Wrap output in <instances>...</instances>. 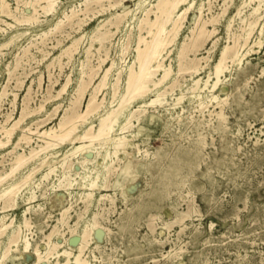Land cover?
Instances as JSON below:
<instances>
[{"label": "rangeland", "instance_id": "rangeland-1", "mask_svg": "<svg viewBox=\"0 0 264 264\" xmlns=\"http://www.w3.org/2000/svg\"><path fill=\"white\" fill-rule=\"evenodd\" d=\"M17 1L7 0L13 14L20 17L26 13H31V8L24 4L30 0ZM81 1L60 0L59 14L73 5L79 7ZM191 1L194 4L189 9L182 28L177 34L178 36L172 41L173 43L166 45L161 52L159 59L161 58L162 67L150 76V84L148 83L150 91L144 98L138 99L127 106L119 116L116 129H119L126 122L131 113H135L131 118L132 124L130 126H133L128 127L122 133V135L126 134L125 136L129 139L126 151L130 155H126L123 150H119L117 155L119 159H117L113 155L114 150L111 146L105 145V147L97 142L91 145L92 147H88V152L84 155L79 152L72 154L73 148L79 143L70 144L66 142L56 148L38 151V155L34 160L29 161L25 168L17 172L15 178L8 180V183H11L27 171L33 170L32 168L36 171L31 181L20 190L21 192L14 206L15 209L5 213H2L0 209V216L8 214L10 219L13 220V228L22 223L24 217H28L27 220L30 225L29 228L22 229V239L24 236L28 237L30 248L25 251L23 241H21L19 243L20 250L11 252L4 264H32L36 260L35 248L41 252L46 250L47 235L52 232L51 230H53L51 241L61 245V248L58 249L59 252L67 249L73 254L77 253L76 244L79 241V233L86 224H91L94 221L98 225L95 226L93 232L98 233L100 238L90 241L85 250L86 255L84 257L89 264H264V73H262L264 71V3H261L263 2L261 0H187L178 7L175 15L188 7L187 5ZM156 2L157 0H124L123 5L107 8L103 11L104 13H96L95 11L99 7L93 4L90 6L92 12L89 9L85 16L83 13L79 14L72 23L65 24L58 32L54 31L53 34L49 33L42 38H38L39 34L47 31L53 25L55 17H42L39 23L30 25L26 23L16 24L12 19L0 16L7 22L15 24L13 28H7L0 22V26L6 28L5 31H0V44L9 40L10 37H14L13 43L8 49L3 50L4 54L0 55V95L1 93L4 95L0 96H3L0 98V124L3 122L0 127L9 115L12 118H18L21 112H27V117L21 126H30L33 130L36 124L38 126L45 124L41 128L45 129L51 125H57L63 114L70 116L73 113L81 112L93 90L92 88L98 83L99 77L113 63L106 86L102 91L104 95H99V98L104 96L101 111L99 114L88 116L85 122H78L77 132L82 133L89 123L97 125L99 115H103L112 107H116L121 95L124 93V84L129 67L136 58L135 48L139 35V20L143 16V11L151 8ZM103 3L107 6V2ZM198 8L202 9V17L200 18ZM127 10L129 11L127 12ZM123 11L127 14L123 15ZM94 12L95 15H93ZM116 12L122 14L117 17L118 19L116 18L118 21L113 17L117 14ZM252 13L256 15L254 16ZM214 16L215 18H213ZM79 17L84 21L87 19L81 29H78L75 24L76 20L79 21ZM149 17L154 18L152 13L149 14ZM244 17L246 18L244 19ZM170 26L169 23L166 27L170 28ZM197 32L198 34H196ZM111 33L113 34L111 35ZM141 33L146 35L145 29ZM212 33L214 34L212 35ZM248 33H250L248 46L243 47L244 35L247 36ZM104 35L106 38H104ZM127 35H129V38ZM77 37L79 39L78 44L76 43L75 46L77 49L69 58L68 53L63 54L62 51ZM234 40L237 42V46H233ZM193 42L196 45L198 43V46L200 44V46H196ZM252 42L257 44L252 45ZM29 43V50L26 53L21 52V47ZM227 45H229L225 55L227 61L224 60V64L227 66L226 70L228 72L225 70L217 77L214 73V65L215 62H218V58H220ZM185 46L187 47L185 48ZM229 53L233 55L230 57ZM193 55L194 57H192ZM242 57L244 58L241 63H235ZM50 59L53 60L50 61ZM13 62L17 63L14 64ZM230 64L232 65L230 66ZM166 66H171L173 73L171 72L169 77L163 81L164 83L161 82V85L155 87L153 82L162 76L164 68H167ZM81 71H84L83 74ZM117 71L121 77L119 94L113 99L111 94L112 84L110 83L115 82ZM94 72H96L97 77H94L93 83H90L91 85L87 87V91L81 97L76 93L80 80L87 82L89 74ZM68 78L67 86L58 96V90L61 89ZM176 78H178V81H176ZM216 82L217 84L214 87ZM27 86H31L30 89ZM160 90L165 93V97H159ZM3 91H6V93ZM157 93L158 96H156ZM167 93H170L169 96ZM213 95L217 96L218 100L225 101L220 102V105L212 99ZM178 98L181 101H178ZM151 99L157 101L150 104ZM200 102L209 104H205L207 108L200 109V111L198 106ZM163 103H167V105ZM41 104L43 108L37 111L36 109ZM71 106L73 110L67 108ZM133 109L139 110L136 112ZM143 113L144 115H142ZM138 115H140L139 118ZM134 116L137 118L135 119ZM41 120H43V123ZM207 122H209L208 126L205 124ZM25 133L33 141H30L29 145L20 143V146L16 149L29 156L31 148L40 150L39 145L45 144L40 141L37 134ZM20 134L18 131L16 137ZM131 135L133 136L131 137ZM12 148V144L0 148V170L10 167L9 162H11L13 153L9 154L7 152ZM137 148H139V153L136 150ZM107 151L109 155H106ZM51 154L54 157H51ZM121 160L122 162H120ZM54 169H56L55 172ZM47 172L49 173L47 174ZM44 173L48 177L44 176ZM109 175L111 176L108 177ZM59 181H63L64 186L59 187ZM92 181L96 185L90 187L89 184H92ZM8 183L0 186V191ZM88 192L93 193V195L91 194L92 199L88 197ZM104 195L109 198L100 200L101 196ZM28 196H33L30 202L27 200ZM3 205L4 202L0 201V208ZM102 205L105 206L104 209ZM68 206L70 207L67 213L68 217L65 216L62 222L59 211ZM39 209L41 210L39 211ZM93 214L97 218L91 217ZM75 220L77 222H74ZM73 228L74 230H72ZM11 230L12 228L0 238V255L8 242ZM57 259L63 261L64 256H55L54 254L50 259L51 264H54ZM41 264L47 263L43 262Z\"/></svg>", "mask_w": 264, "mask_h": 264}, {"label": "bare ground", "instance_id": "bare-ground-1", "mask_svg": "<svg viewBox=\"0 0 264 264\" xmlns=\"http://www.w3.org/2000/svg\"><path fill=\"white\" fill-rule=\"evenodd\" d=\"M19 1V0H18ZM17 1V2H18ZM123 1L124 0H82L80 2V4L78 5L79 7L73 5L71 6L69 9H66V10H63L60 14V0H30L29 2H26L24 4L28 5V7L31 8V13L29 14H24L22 16H17L15 14L12 13V11L10 10V6H9V2H7V0H0V16H4V17H7L9 19H12L13 22H15L16 24H22V23H26V24H37L39 23L41 20L40 18H47L49 16H53L55 17V21L53 23V25L47 30V31H43L39 34V37L38 38H42L44 36H47L49 33L53 34L52 32L54 31H57L60 30L65 24H70L74 21V18L77 17L79 14H82L85 16V13L90 9V6L95 4L99 7V9L97 10L96 9V13H99V12H103L104 10H106L107 8H115L117 6H121L123 5ZM187 0H157V2L155 4H153L151 6V8L149 9H145L143 11V16L142 18L139 20V24H138V31H139V35H138V41L136 42L137 43V46L135 48V52H136V58H135V61L130 65L129 67V70H128V73H127V77L125 79V84H124V93L121 95L120 97V101L118 103V105L116 107H112L110 110H108L105 114L103 115H99V121L97 123V125H94L92 123H89L86 128L84 129V131L82 133H78L77 132V125L79 124L78 122H85L86 121V118L88 116H93L94 114H99V112L101 111V108L103 107V103H104V96L99 98V95H104L103 94V88L106 86V82H107V79H108V74L110 73V69L113 65V63L110 64L109 67H107L101 77H99V80H98V83L95 85L94 88H92V92L91 94L89 95V98L87 99L85 105H84V109L79 112V113H73L72 110V106L71 107H67V108H72L71 112L73 113V115H70V116H66V115H61L62 117L59 119L57 125H54V126H50L48 128H45V129H41L44 127V125L42 126H38L36 124L34 130L30 127V126H21L22 122L25 120V118L27 117V112L24 113V112H21V114L19 115L18 118H12V116L8 118H6L5 120V123L0 127V148H4V147H7L9 144H12L13 145V148L7 152V153H13V157L11 158V162H9L8 164L10 165V167L8 169H3V170H0V186H3V184L5 183H8V180L11 179V178H15L16 177V173L19 172L21 169L25 168V165L31 161L32 159L34 160V158L38 155V151H41V150H45V149H48V148H56L58 145L60 144H64L66 142H69L70 144H76V143H79V145L75 146L73 148V151H72V154H75L77 152L81 153V154H86L88 152V147H90L91 145H93L95 142L99 143V144H102V145H106V146H111L113 148V155L119 159L117 157L118 155V151L119 150H123V152L126 154V155H130V153L128 151H126V147H127V143H128V138L125 136V135H122V133L125 132V130L128 128V127H132L130 126L132 123H131V118L133 117V114L135 115V113H129V117L126 119V122L124 124L121 125V127L119 129H116L115 127L117 126L118 124V119H119V116L123 113V110L131 105L134 101L138 100V99H141V98H144L147 93L150 91V88L148 86V83L150 81V76L152 75V73L156 70H158L159 68L162 67V63L159 59L160 55H161V52L163 51V49L165 48L166 45L170 44L178 35V32L179 30L182 28V25H183V21L186 19V16H187V13L189 11V9L192 7V5L194 4L192 1L189 3V5H187L188 7L186 8H182L183 10L178 12L176 15H175V12H177L178 10V7L185 3ZM228 1V0H227ZM263 2L261 3H264V0H261ZM25 2V1H24ZM103 2H107V6L106 4H104ZM207 2V1H206ZM210 2V1H209ZM241 2V1H240ZM239 2V3H240ZM254 2V1H253ZM257 2V1H256ZM202 3V2H201ZM244 3V1H243ZM249 3V2H248ZM23 4V5H24ZM145 4V2H144ZM199 4V3H198ZM210 4V3H209ZM224 4V3H222ZM250 4V3H249ZM21 5V4H20ZM203 5V4H202ZM208 5V4H207ZM212 5V4H210ZM248 5V4H247ZM258 5V4H257ZM213 6V5H212ZM222 6V5H221ZM250 6V5H248ZM256 6V5H255ZM261 6V5H260ZM16 7V6H15ZM96 7V6H95ZM199 7V6H198ZM201 7V5H200ZM223 7V6H222ZM225 7V6H224ZM240 7V6H239ZM263 7V6H262ZM26 7L24 6V9ZM148 8V7H147ZM208 8V7H207ZM220 8V6H219ZM244 8V7H242ZM22 9V8H20ZM92 9V8H91ZM90 9V10H91ZM253 9V8H252ZM29 10V9H28ZM199 10V18L202 17L201 16V10L200 8H198ZM222 10V9H221ZM225 10V9H224ZM255 10V8H254ZM14 11V10H13ZM16 11V10H15ZM129 10H127L128 12ZM137 11V10H136ZM211 11V10H210ZM209 11V12H210ZM259 11V10H257ZM260 11H261V8H260ZM259 11V12H260ZM27 12V11H26ZM92 12V10L90 11ZM95 12L93 13V15H95ZM108 12V11H107ZM127 12H124L123 11V15L127 14ZM220 12V11H219ZM242 12V11H241ZM252 12V11H251ZM22 13V11H21ZM21 13H19L21 15ZM104 13V12H103ZM117 13V12H116ZM130 13V12H129ZM152 13L154 18L151 19L149 17V14ZM239 13V12H238ZM256 13V11H255ZM255 13H252L254 14V16L256 15ZM88 14V13H87ZM122 14L120 13H117L115 15H113V17L115 18V20H117L118 16H121ZM210 14V13H209ZM259 14V13H258ZM218 15V13H217ZM223 15V14H222ZM239 15V14H238ZM262 15V14H261ZM88 16V15H87ZM206 16V15H205ZM216 16V15H215ZM215 16L213 18H215ZM92 17V16H91ZM220 17V16H219ZM249 17V16H248ZM247 17V18H248ZM262 17V16H261ZM110 18V17H109ZM117 18V19H116ZM120 18V17H119ZM222 18V17H221ZM231 18V17H230ZM229 18V19H230ZM246 17H244L245 19ZM250 18V17H249ZM77 19V18H76ZM108 19V18H107ZM111 19V18H110ZM134 19V18H133ZM255 19V18H254ZM43 20V19H42ZM79 21L76 20V26L78 29H81V26L84 24V22L87 20H83L82 18L79 17L78 19ZM114 20V21H115ZM197 20V19H196ZM195 20V21H196ZM210 20V19H209ZM217 20V19H216ZM222 20V19H221ZM243 20V19H242ZM257 20V19H256ZM118 21V20H117ZM200 21V20H199ZM215 21V20H214ZM213 21V22H214ZM219 21V20H218ZM254 21V20H252ZM0 22L3 23L5 26H7V28H13L15 26V24H13L12 22H7L5 19H2L0 18ZM87 22V21H86ZM111 22V21H110ZM122 22V21H121ZM202 22V21H201ZM228 22V21H227ZM249 22V21H248ZM111 23H114V22H111ZM171 24L170 28H167V24ZM233 23V21H232ZM264 23V21H263ZM2 24V25H3ZM103 24V23H102ZM107 24V23H105ZM202 24V23H201ZM216 24V23H215ZM226 24V23H225ZM231 24V23H230ZM73 25V24H71ZM121 25V23H120ZM195 25V24H194ZM197 25H198V22H197ZM196 25V26H197ZM212 25V24H211ZM241 25H242V22H241ZM240 25V26H241ZM258 25V24H257ZM100 26V25H99ZM228 26V24H227ZM263 26V24H262ZM104 27V26H103ZM112 27V26H110ZM114 27V26H113ZM116 27V26H115ZM213 27V26H212ZM226 27V25H225ZM67 28V27H66ZM74 28V27H73ZM100 28V27H99ZM195 28V27H194ZM201 28V27H200ZM199 28V29H200ZM254 28V27H253ZM6 28H2L0 26V31H5ZM101 29V28H100ZM118 29V28H117ZM145 29V32H146V35H143L141 32L142 30ZM205 29V28H204ZM247 29V28H246ZM245 29V30H246ZM249 29V28H248ZM124 30V29H123ZM131 30V29H130ZM192 30V29H191ZM189 30V31H191ZM207 30V29H206ZM215 30V29H214ZM213 30V31H214ZM236 30V28H235ZM74 31V30H73ZM109 31V30H108ZM120 31V30H119ZM193 31V30H192ZM191 31V32H192ZM200 31V30H199ZM210 31V30H209ZM225 31V30H224ZM238 31V29H237ZM249 31V30H248ZM63 32V31H62ZM66 32V31H65ZM77 32V31H76ZM99 32V31H98ZM101 32H104V31H101ZM114 33H116L114 30H113ZM129 32V31H128ZM227 32V31H226ZM226 32H225V35H226ZM5 33V32H4ZM28 33V32H27ZM69 33V32H68ZM131 33V32H130ZM201 33V32H200ZM231 33V32H230ZM238 33V32H237ZM50 34V35H51ZM56 34V33H55ZM66 34V33H65ZM97 34V33H96ZM99 34V33H98ZM105 34V33H104ZM107 34V32H106ZM113 33H111L112 35ZM192 34V33H191ZM198 34V32L196 33ZM214 33H212L213 35ZM233 34V33H232ZM236 34V33H235ZM253 34V33H252ZM101 35V34H100ZM103 35V34H102ZM108 35V34H107ZM106 35V36H107ZM193 35V34H192ZM201 35V34H200ZM207 35V34H206ZM259 35V34H258ZM261 35V34H260ZM54 36V35H53ZM52 36V37H53ZM68 36V35H67ZM94 36V35H93ZM137 36V35H136ZM237 36V35H236ZM241 36H243L241 34ZM245 38H244V41H243V44L242 46L245 47V46H248V40H249V36H250V33H248V35L246 36V34L244 35ZM50 37V36H49ZM80 37V36H79ZM108 37V36H107ZM127 37L129 38V35H127ZM199 37V36H198ZM204 37V36H203ZM229 37V36H228ZM235 37V36H234ZM238 37V36H237ZM16 38V37H15ZM37 38V37H36ZM92 38V37H91ZM101 38V37H100ZM104 38L105 35H104ZM103 38V39H104ZM131 38V37H130ZM149 38V39H147ZM205 38V37H204ZM211 38V37H210ZM217 38V37H215ZM32 39V38H31ZM34 39V38H33ZM47 39V38H46ZM49 39V38H48ZM53 39V38H51ZM55 39V37H54ZM94 39V38H92ZM102 39V40H103ZM185 39V38H184ZM192 39V38H191ZM199 39V38H198ZM241 39V38H240ZM45 40V39H44ZM62 40V39H60ZM78 37L73 39L69 45H67L66 48L63 49L62 53H68L69 55V58H71L73 52H75V50L77 49L75 46H76V43L78 42ZM105 40V39H104ZM129 40V39H128ZM195 40V39H194ZM202 40V39H200ZM199 40V41H200ZM206 40V39H205ZM216 40V39H215ZM229 40V39H228ZM14 41V37H10L9 40H7L6 42L4 43H1L0 44V55L4 54L3 53V50L5 49H8V47L13 43ZM40 41V39H39ZM42 41V40H41ZM55 41V40H54ZM58 41V40H57ZM97 41V40H96ZM106 41V40H105ZM104 41V42H105ZM108 41V40H107ZM121 41V40H120ZM198 41V40H197ZM204 41V40H203ZM207 41V40H206ZM235 41V40H234ZM31 42V41H30ZM44 42V41H43ZM127 42V41H126ZM191 42V41H190ZM189 42V43H190ZM205 42V41H204ZM202 42V43H204ZM211 42V41H210ZM257 42V41H256ZM253 43L252 45L254 44H257V43ZM41 43V42H40ZM50 43V42H49ZM99 43V42H98ZM111 43V42H110ZM173 43V42H172ZM182 43V42H180ZM186 43V42H185ZM194 43V42H193ZM215 43V42H214ZM58 44V43H57ZM56 44V45H57ZM61 44V43H60ZM78 44V43H77ZM130 44V43H129ZM175 44V43H174ZM192 44V43H191ZM195 44V43H194ZM193 44V46H194ZM240 44V43H239ZM32 45V44H31ZM34 45V44H33ZM39 45V44H38ZM46 45V44H45ZM55 45V43H54ZM100 45V44H99ZM125 45V44H124ZM186 45V44H185ZM190 45V44H189ZM188 45V46H189ZM196 45V44H195ZM212 45V44H211ZM109 46V45H108ZM198 46V43L197 45ZM200 46V44H199ZM198 46V47H199ZM233 46H237V42L235 41L233 43ZM240 46V45H239ZM241 46V47H242ZM88 47V46H87ZM122 47V46H121ZM127 47V46H126ZM129 47V45H128ZM187 46H185L186 48ZM192 47V46H191ZM195 47V46H194ZM201 47H203L201 45ZM211 47V46H209ZM216 47V46H215ZM224 47V46H223ZM28 48H30V43L21 47V52L23 53H26L27 50H29ZM44 48V46H43ZM108 48V47H107ZM173 48V47H172ZM182 48V47H181ZM184 48V49H185ZM222 48V46H221ZM229 48V45H227L225 48H224V51H222L221 53V56L220 58H218V62L216 63L215 62V65H214V73L215 75L218 77L219 75H221L226 69H227V66H225V62L224 60H226L225 58V55H226V50ZM237 48V47H236ZM252 48V47H250ZM249 48V49H250ZM92 49V47L90 48V50ZM109 49V48H108ZM124 49V48H123ZM126 49V48H125ZM193 49V48H191ZM190 49V50H191ZM195 49V48H194ZM193 49V50H194ZM199 49H202V48H199ZM89 50V49H87ZM89 50V52H90ZM98 50V49H97ZM101 50V49H100ZM107 50V49H106ZM183 50V49H182ZM197 50V49H196ZM207 50V49H206ZM205 50V51H206ZM253 50V49H252ZM121 52V50H119ZM126 51V50H125ZM192 51V50H191ZM234 51V50H233ZM41 52V51H40ZM85 52V50H84ZM88 52V53H89ZM96 52V51H95ZM190 52V51H189ZM188 52V53H189ZM220 52V51H219ZM230 52V51H229ZM241 52V51H240ZM19 53V51H18ZM31 53V52H30ZM91 53V52H90ZM97 53V52H96ZM99 53V52H98ZM187 53V52H186ZM185 53V54H186ZM193 53V52H192ZM198 53V52H197ZM210 53V52H209ZM237 53V52H236ZM235 53V54H236ZM17 54V53H16ZM60 54V53H59ZM85 54V53H84ZM123 54V53H122ZM180 54V53H179ZM182 54V53H181ZM191 54V53H190ZM195 54V52H194ZM230 54V53H229ZM243 54V53H242ZM249 54V53H248ZM24 55V54H23ZM31 55V54H30ZM46 55V54H44ZM43 55V57H44ZM61 55V54H60ZM86 55V54H85ZM89 55V54H88ZM124 55V54H123ZM170 55V54H169ZM168 55V56H169ZM188 55V54H187ZM186 55V56H187ZM233 55V54H232ZM230 54V57L232 56ZM18 56V55H17ZM26 56V55H25ZM25 56H24V59H25ZM164 56V55H163ZM182 56V55H181ZM212 56V54H211ZM55 57V56H54ZM53 57V59H54ZM57 57V55H56ZM61 57V56H60ZM59 57V58H60ZM97 57V56H96ZM99 57V56H98ZM108 57V55H107ZM184 57V56H183ZM194 57V55L192 56ZM191 57V58H192ZM206 57V56H205ZM204 57V58H205ZM228 57V56H227ZM27 58V57H26ZM86 58V57H85ZM100 58V57H99ZM104 58V57H103ZM122 58V57H121ZM163 58V57H162ZM186 58V57H185ZM188 58V57H187ZM199 58V57H198ZM244 57H242L241 59H239V61L235 62V63H241L242 62V59ZM18 59V58H17ZM15 59V60H17ZM20 59V58H19ZM36 59V58H35ZM52 59V60H53ZM87 60H89L88 58H86ZM93 59V58H92ZM107 59V58H106ZM170 59V58H169ZM184 59V58H183ZM210 59V57H209ZM230 59V58H229ZM33 60V58H32ZM31 60V61H32ZM41 60V59H40ZM50 59V61H52ZM91 60V59H90ZM97 60V59H95ZM165 60V58H164ZM179 60H180V57H179ZM188 60V59H187ZM191 60V59H190ZM19 61V60H18ZM69 61V60H68ZM102 61V59H101ZM104 61V60H103ZM120 61V60H119ZM181 61V60H180ZM183 61V60H182ZM185 61V60H184ZM189 61V60H188ZM197 61V60H196ZM227 61V60H226ZM235 61V60H234ZM54 62V61H53ZM70 62V61H69ZM98 62V60L96 61ZM112 62V61H111ZM121 62V61H120ZM119 62V63H120ZM194 62V61H193ZM14 63V62H13ZM17 63V62H15ZM14 63V64H15ZM29 63V62H28ZM38 63V61H37ZM49 63V62H48ZM61 63V61H60ZM85 63V62H84ZM100 63V62H99ZM201 63V62H200ZM205 63V62H203ZM231 63V62H230ZM20 64V63H19ZM54 64V63H53ZM56 64H57V61H56ZM82 64V63H81ZM80 64V65H81ZM86 64V63H85ZM90 64V63H89ZM88 64V65H89ZM101 64V63H100ZM186 64V63H185ZM187 64H189L187 62ZM208 64V63H207ZM58 65V64H57ZM84 65V64H83ZM87 65V66H88ZM95 65V64H94ZM181 65L183 66V64L181 63ZM196 65V64H195ZM232 64H230L231 66ZM29 66V64H28ZM47 66V65H46ZM49 66V65H48ZM55 66V65H54ZM86 66V67H87ZM91 67V64L89 65ZM190 66V65H189ZM20 67V66H19ZM25 67V66H24ZM61 67V65H60ZM85 67V66H84ZM115 67V66H114ZM119 67V66H118ZM167 67V66H166ZM171 66L167 67V68H164V71L162 73V76L159 77V79H156L157 81H154L153 82V85L156 87H158V85L163 82L164 80H166L167 77H169V75L171 74ZM180 67V66H179ZM187 67V65H186ZM93 68V67H92ZM91 68V69H92ZM122 68V67H121ZM98 69V68H96ZM101 69V68H100ZM177 69V68H176ZM191 69V67H190ZM200 69V68H199ZM17 70V69H16ZM31 70V69H30ZM88 70V69H87ZM161 70V69H160ZM198 70V69H197ZM209 70V69H208ZM49 71V70H48ZM92 71V70H91ZM101 71V70H100ZM119 71V70H118ZM117 71V72H118ZM176 71V70H175ZM192 71H195V70H192ZM227 71V70H226ZM13 72V71H12ZM12 72H11V75H12ZM84 72V71H83ZM83 72L81 71V73L83 74ZM123 72V71H122ZM197 72V71H195ZM228 72V71H227ZM26 73V72H25ZM89 73V72H88ZM91 73V72H90ZM98 73V71H97ZM173 73V72H172ZM178 73V72H177ZM183 73V72H182ZM262 73H264V71H262ZM8 74V73H7ZM119 72L116 74L117 77H115V82L114 83H110L112 84V98L115 99L117 97V95L119 94V82H120V76H119ZM192 74V73H191ZM198 74V73H197ZM207 74V73H206ZM209 74V73H208ZM15 75V74H14ZM24 75V74H22ZM21 75V76H22ZM26 75V74H25ZM157 75V74H156ZM155 75V76H156ZM184 75V73H183ZM188 75V74H187ZM84 76V75H83ZM97 77L96 75V72L92 73V74H89V80L87 82H84L82 79L80 80L79 82V85L76 89V93H78L81 97L84 95V93L87 91V87L90 86L91 82L93 81L94 77ZM179 76V75H178ZM190 76V75H189ZM213 76V75H212ZM10 77V76H9ZM17 77V76H16ZM15 77V78H16ZM87 77V76H86ZM175 77V76H174ZM201 77V76H200ZM210 77V76H209ZM208 77V78H209ZM214 77V76H213ZM224 77V76H223ZM53 78V77H52ZM155 78V77H154ZM11 79V78H10ZM14 79V78H13ZM24 79V78H23ZM39 79V78H38ZM54 79V78H53ZM123 79V78H122ZM178 78H176V81ZM190 79V77H189ZM222 79V77H221ZM17 80V79H16ZM152 80V79H151ZM196 80V79H195ZM194 80V81H195ZM205 80V79H203ZM210 80H211V77H210ZM12 81V80H11ZM23 81V80H21ZM32 81V80H31ZM109 81V80H108ZM173 81V80H172ZM175 81V83H176ZM221 81V80H220ZM16 82V81H15ZM18 82V80H17ZM53 82V81H52ZM69 82V78L66 80V82L62 85L61 89L58 90V96L61 94L62 91H64L65 87L67 86ZM181 82V81H180ZM204 82V81H203ZM38 83V82H37ZM51 83V82H50ZM93 83V82H92ZM164 83V82H163ZM162 83V84H163ZM179 83V82H178ZM17 84V83H16ZM21 84V83H20ZM150 84V83H149ZM179 84H183V83H179ZM178 84V85H179ZM192 84V83H191ZM217 82L214 84V87L216 86ZM15 85V83H14ZM19 86V84H17ZM40 85V83H39ZM53 85V84H52ZM51 85V86H52ZM161 85V84H160ZM169 85V84H168ZM172 85V83H171ZM22 86V85H21ZM50 86V87H51ZM170 86V85H169ZM181 87V85H179ZM203 86V85H202ZM218 86V85H217ZM5 87V86H4ZM7 87V86H6ZM5 87V88H6ZM28 87V86H27ZM31 87V86H29ZM28 87V88H29ZM195 87V86H194ZM207 87V86H206ZM18 88V87H17ZM172 88V87H171ZM192 88V87H190ZM30 89V88H29ZM173 89V88H172ZM177 89V88H176ZM179 89V88H178ZM199 89V88H198ZM206 89V88H205ZM4 90V89H3ZM18 90V89H17ZM161 91V90H160ZM174 91V90H173ZM172 91V92H173ZM186 91V90H185ZM197 91V90H196ZM4 93H6V91H3ZM11 92V91H10ZM29 92V91H28ZM32 92V91H31ZM49 92V91H48ZM200 92V91H199ZM9 93V92H8ZM7 93V94H8ZM73 93V92H72ZM105 93V92H104ZM159 93V92H158ZM158 93L156 96H158ZM184 93V92H183ZM15 94V93H14ZM31 94V93H30ZM48 94V93H46ZM75 94V93H74ZM165 93H163L161 91V93H159V97L162 98V96H164ZM168 94V93H167ZM170 94V93H169ZM168 94V96H169ZM180 94V93H179ZM212 94V93H211ZM1 95H3L1 93ZM0 95V96H1ZM6 95V94H5ZM193 95V93H192ZM201 95V94H199ZM209 95V94H208ZM4 96V95H3ZM2 96V97H3ZM51 96V95H50ZM77 96V95H76ZM79 96V97H80ZM179 96V95H178ZM177 96V97H178ZM183 96V95H182ZM197 96V95H196ZM211 96V95H210ZM230 96V95H229ZM228 96V98H229ZM242 96V95H241ZM0 97V98H2ZM17 97V95H16ZM32 97V96H31ZM52 97V96H51ZM55 97V96H54ZM165 97V96H164ZM186 97V96H185ZM194 97V96H193ZM30 98V96H29ZM28 98V99H29ZM77 98V97H76ZM183 98V97H181ZM208 98V97H207ZM224 98V97H223ZM27 99V98H26ZM155 99V98H154ZM158 99V98H157ZM201 99V98H200ZM212 99H214V101H217L219 104L220 102H224L225 100H218L217 96H212ZM232 99V98H231ZM22 100V99H21ZM77 100V99H76ZM79 100V99H78ZM112 100V99H111ZM160 100V99H159ZM165 100V99H164ZM180 100V98H178V101ZM195 100V99H194ZM198 100V99H197ZM208 100V99H207ZM227 100V99H226ZM15 101V100H14ZM24 101V100H23ZM44 101V100H43ZM80 101V100H79ZM113 101V100H112ZM157 101V100H156ZM155 100H152L151 99V102L150 104H152L153 102H156ZM181 101V100H180ZM29 102V101H28ZM78 102V101H77ZM194 102V101H193ZM199 102V100H198ZM209 102V101H208ZM211 102V101H210ZM222 102V103H223ZM15 104V102H13ZM25 103V102H24ZM27 103V102H26ZM74 103V101H73ZM76 103V102H75ZM79 103V102H78ZM12 104V103H11ZM23 104V103H22ZM29 105V103H27ZM40 104V103H39ZM38 104V105H39ZM71 104V103H70ZM114 104V103H113ZM164 104V103H163ZM169 104V102H168ZM180 104V103H179ZM207 104V103H205ZM203 104L202 102L199 103V110H203L204 108H207L205 105ZM215 104V103H214ZM24 105V104H23ZM73 105V104H72ZM77 106V103L75 104ZM79 105V104H78ZM143 105V104H142ZM158 105H159V101H158ZM162 105V103H161ZM160 105V106H161ZM164 105H167L164 104ZM178 105V104H177ZM195 105V104H194ZM211 105V104H210ZM221 105V104H220ZM226 105V104H225ZM228 105V104H227ZM27 106V105H26ZM24 106V107H26ZM140 106V105H139ZM173 106V105H172ZM180 106V105H179ZM215 106V105H214ZM30 107V106H29ZM73 107H75L73 105ZM142 107V106H141ZM159 107V106H158ZM169 107V106H168ZM174 107V106H173ZM194 107V106H193ZM43 108V105L41 104L39 108H37L36 110H41ZM66 108V110H67ZM198 108V107H197ZM220 108V107H218ZM23 109V108H22ZM75 109V108H74ZM174 109V108H173ZM222 109V108H220ZM28 110H31V109H28ZM27 110V111H28ZM76 110H77V107H76ZM75 110V111H76ZM80 110V109H78ZM137 110L139 109H133V111H136L138 112ZM182 110V109H181ZM197 110V109H196ZM200 110V111H201ZM10 111V110H9ZM23 111V110H22ZM147 111V110H146ZM156 111V110H155ZM185 111V109H184ZM193 111V109H192ZM199 111V112H200ZM207 111V110H206ZM65 112V111H64ZM143 112V111H141ZM40 113V112H39ZM71 113V114H72ZM7 114V113H6ZM29 114V113H28ZM37 114V113H36ZM140 114V113H139ZM180 114V112H179ZM178 114V115H179ZM207 114V113H206ZM213 114V113H212ZM34 115V114H32ZM141 115V114H140ZM138 115V118L139 116ZM144 115V113L142 114ZM177 115V114H176ZM194 115V114H193ZM192 115V116H193ZM199 115V114H198ZM197 115V116H198ZM211 115V114H210ZM222 115V114H221ZM5 116H8V115H5ZM48 116V115H47ZM46 116V117H47ZM191 116V115H190ZM196 116V117H197ZM208 116V115H207ZM218 116V115H217ZM203 118V116H201ZM212 117V115H211ZM210 117V119H211ZM49 118V117H48ZM94 118V117H93ZM134 118L136 119L137 117L134 116ZM189 118V117H188ZM219 118V117H218ZM226 118V117H225ZM224 118V119H225ZM209 119V118H208ZM221 119V118H220ZM44 120V118H43ZM43 120L42 123H43ZM46 120V119H45ZM181 120V119H180ZM192 120V119H191ZM200 120V119H199ZM198 120V121H199ZM217 120V119H216ZM37 121V120H35ZM39 121V120H38ZM37 121V122H38ZM179 121V120H177ZM34 122V121H33ZM48 122V121H47ZM222 122V121H221ZM3 123V122H2ZM1 123V124H2ZM36 123V122H35ZM87 123V122H86ZM197 123V122H196ZM208 123V124H207ZM205 123L207 126L209 125V122ZM224 123V122H223ZM0 124V125H1ZM31 124V123H30ZM41 124V123H40ZM39 124V125H40ZM190 124V123H189ZM135 125V124H134ZM216 125V124H215ZM223 127V126H222ZM227 128V127H225ZM190 129V128H189ZM20 132V136L16 137L17 136V132ZM185 131V130H184ZM25 132H28L30 134H37V136L40 138V141L43 142V144L45 145H39L40 147V150H35L34 148H31L30 151H29V156L26 155L25 153L23 152H19L17 151V147L20 146L19 144L20 143H25L27 145H29V142L30 141H33L31 140V137H29ZM130 132V130H129ZM193 135V134H192ZM191 135V137H192ZM204 135V134H203ZM223 135V133H222ZM133 135H131L132 137ZM206 138V136H204ZM196 138V137H195ZM34 139V137H33ZM37 139V138H36ZM133 139V138H132ZM15 140V141H14ZM131 140V138H130ZM204 140V138H203ZM199 141V140H198ZM88 142V143H87ZM201 142V141H200ZM203 142V141H202ZM205 142V141H204ZM31 143V142H30ZM176 143V142H175ZM131 144V143H130ZM182 144V143H181ZM204 144V143H203ZM37 145V144H36ZM180 145V144H179ZM105 146V147H106ZM173 146V145H172ZM178 146V145H177ZM196 146H197V143H196ZM205 146V144H204ZM38 147V146H37ZM92 147V146H91ZM98 147V146H97ZM167 147V146H166ZM193 147V146H192ZM69 148V147H68ZM110 148V147H109ZM172 148V147H171ZM170 148V150H171ZM176 148V147H175ZM190 148V147H189ZM202 149L204 147H201ZM67 149V148H66ZM101 150V149H100ZM136 150H138V153H139V148H137ZM145 150V149H143ZM28 151V150H27ZM155 151V150H154ZM175 151V150H174ZM189 151V150H188ZM68 152V151H67ZM64 153V152H63ZM66 153V152H65ZM99 153V152H98ZM157 153V151H156ZM170 153V152H169ZM28 154V153H27ZM112 154V153H111ZM124 154V155H125ZM145 154V153H144ZM148 154V153H147ZM7 155V154H6ZM66 155V154H65ZM64 155V156H65ZM106 155H109V152L107 151V154ZM12 156V155H11ZM51 157H54V155L52 156V154L50 155ZM81 156V155H80ZM136 156V155H135ZM148 156V155H147ZM171 156V155H170ZM2 157V156H1ZM73 157V156H72ZM76 157V156H74ZM98 157V156H97ZM106 157V156H105ZM129 157V156H128ZM49 158V157H48ZM60 158V157H59ZM84 158V157H83ZM46 159V158H45ZM43 159V160H45ZM51 159V158H50ZM61 159V158H60ZM71 159V158H70ZM106 159V158H105ZM110 159V157H109ZM112 159V158H111ZM139 159V158H138ZM167 159V158H166ZM10 160V159H9ZM76 160V159H75ZM86 160V159H85ZM46 161V160H45ZM44 161V162H45ZM81 161V160H80ZM87 161V160H86ZM86 161H83V162H86ZM105 161V160H104ZM166 161V160H165ZM70 162V161H69ZM82 162V161H81ZM80 162V163H81ZM94 162V161H93ZM122 162V160L120 161ZM40 163V161H39ZM54 163V162H53ZM63 163V162H62ZM66 163V161H65ZM92 163V162H91ZM90 163V164H91ZM114 163V162H113ZM52 164V163H51ZM85 164V163H84ZM83 164V165H84ZM98 164V162H97ZM169 164V163H168ZM43 165V164H42ZM65 165V164H64ZM68 165V164H67ZM73 165V164H72ZM108 165V164H107ZM112 165V164H111ZM163 165V164H162ZM41 166V165H39ZM103 166V165H102ZM110 166V164H109ZM50 167V166H49ZM62 167H64L62 165ZM74 167V166H73ZM81 167V166H80ZM43 168V167H42ZM41 168V169H42ZM68 168V166H67ZM71 168V167H69ZM94 168V167H93ZM118 169V167H116ZM161 168V166H160ZM33 170H30V171H27L24 175H22L19 179L17 180H13L11 183H8V185L6 187H3V189L0 191V201H3L4 202V205L0 208L1 209V212L2 213H5L9 210H13L15 209V205H16V202H17V197L19 195V193L21 192L20 190L22 188H24L28 182L31 181L32 177H33V174L36 172L34 171V168H32ZM82 169V168H81ZM95 169V168H94ZM93 169V170H94ZM104 169H107V168H104ZM115 169V168H114ZM114 169H111V170H114ZM56 169H54V172H55ZM63 170V169H62ZM38 171V170H37ZM50 171V170H49ZM53 171V170H52ZM68 171V170H67ZM90 171V170H89ZM76 172V171H75ZM107 172V170H106ZM116 172V171H115ZM49 172H47L48 174ZM53 173V172H52ZM67 173V172H66ZM92 173V172H90ZM111 173V172H110ZM47 174L44 173V176H47ZM107 174V173H105ZM51 175V174H50ZM55 175V173H54ZM78 175V174H77ZM69 176V175H68ZM106 176V175H105ZM111 175H109L108 177H110ZM43 177V176H42ZM48 177V176H47ZM64 177V176H63ZM67 177V176H66ZM74 177V176H73ZM85 177V176H84ZM88 177V176H87ZM90 177V176H89ZM98 177V175H97ZM177 177V176H176ZM45 178V177H44ZM50 178V177H49ZM75 178V177H74ZM112 178V177H111ZM46 179V178H45ZM44 179V180H45ZM54 179V178H53ZM56 179V178H55ZM69 179V178H67ZM79 179V178H78ZM103 179V178H102ZM74 180V179H73ZM94 180V179H93ZM42 181V180H41ZM40 181V182H41ZM54 181V180H53ZM69 181V180H68ZM95 181V180H94ZM97 181V180H96ZM37 182V181H36ZM47 182V180H46ZM52 182V181H51ZM58 182V181H57ZM93 182V181H92ZM91 182V183H92ZM108 182V181H107ZM42 183V182H41ZM40 183V184H41ZM66 183H68L66 181ZM71 183V182H70ZM75 183V181H74ZM73 183V184H74ZM38 184V183H36ZM105 184V183H104ZM179 184V183H178ZM31 185V184H30ZM35 185V184H33ZM42 185V184H41ZM59 187H62L64 186V182L63 181H59ZM70 185V184H69ZM72 185V184H71ZM82 185V184H81ZM90 187L91 186H95L96 183L93 182L92 184H89ZM103 185V184H102ZM85 186V185H84ZM106 186V185H105ZM31 187V186H30ZM49 187V186H48ZM54 187V186H53ZM52 187V188H53ZM70 187V186H69ZM67 187V188H69ZM86 187V186H85ZM84 187V188H85ZM109 187V185H108ZM107 187V188H108ZM29 188V187H28ZM27 188V189H28ZM65 188V187H64ZM63 188V190H65ZM107 188H105V190H107ZM110 188V187H109ZM108 188V189H109ZM121 188V187H120ZM62 189V188H61ZM95 189V188H94ZM98 189V188H97ZM103 189V188H102ZM144 189V188H143ZM100 190V189H98ZM32 191V190H31ZM43 191V190H42ZM123 191V190H122ZM89 193V192H88ZM107 193V192H106ZM85 194V193H84ZM93 195V193H91ZM90 193L87 194L89 198H91V195ZM86 195V194H85ZM86 195V197H87ZM82 196V195H81ZM29 197V196H28ZM42 197V196H41ZM107 195L105 196H101L100 200L102 199H107ZM27 198V197H26ZM33 198V196L27 198L28 202H30V200ZM109 198V197H108ZM87 199V198H86ZM92 199V198H91ZM26 200V199H25ZM74 200V199H73ZM80 200V198H79ZM78 200V201H79ZM70 201V200H69ZM111 201V200H109ZM114 201V200H113ZM98 202V201H97ZM70 203V202H69ZM99 203V202H98ZM75 204V203H74ZM90 204V203H89ZM115 204V203H114ZM88 205V204H87ZM29 206V205H28ZM71 206V205H70ZM109 206V205H108ZM107 206V207H108ZM72 207V206H71ZM84 207V205H83ZM103 207V205H102ZM105 207V206H104ZM103 207V209H104ZM42 208V207H40ZM44 208V207H43ZM86 208V207H85ZM84 208V210H85ZM70 207H64L63 209H61L59 211V214L61 215V221L65 219V216H67V213L69 211ZM100 209V208H99ZM102 209V208H101ZM102 209V210H103ZM41 209H39L40 211ZM82 210V209H81ZM121 210V209H120ZM107 211V210H106ZM75 212V211H74ZM86 212H87V208H86ZM113 212H114V209H113ZM191 212V211H190ZM81 213V212H80ZM84 213V212H83ZM187 213V212H186ZM185 213V214H186ZM24 214V213H23ZM26 214V213H25ZM24 214V215H25ZM85 214V213H84ZM96 214V213H95ZM100 214V213H99ZM191 214V213H189ZM69 215V214H68ZM98 215V214H97ZM154 215V214H153ZM151 215V216H153ZM182 215V214H181ZM80 216V215H78ZM183 216V215H182ZM190 216V215H188ZM0 238L3 237L4 235H6L9 231L10 228H12L11 230V234L9 235L8 237V242L5 246V248L3 249V252L2 254L0 255V264H4L5 261L8 259V257L10 256L11 252L15 251H19V243L21 241H23V244H24V249L25 251H28V249L30 248V243L28 241V237L26 238L24 236V238L22 239V229H27L29 228V223H28V220L26 217L23 218V222L20 223V224H17L15 228H13V220L10 219L9 215L8 214H3L2 216H0ZM68 217V216H67ZM71 217V215H70ZM82 217V216H81ZM80 217V219H81ZM91 217H94V214L93 216ZM99 217V216H98ZM101 217V216H100ZM154 217V216H153ZM184 217V216H183ZM59 218V219H60ZM83 218V217H82ZM94 218H97L96 216ZM93 218V219H94ZM132 218V217H131ZM152 218V217H151ZM56 219V218H55ZM68 219V218H67ZM92 219V218H91ZM69 220V219H68ZM68 220H67V223H68ZM96 220V219H95ZM180 220V218H179ZM92 221V220H91ZM98 221V220H97ZM102 221V220H101ZM127 221V220H126ZM63 222V221H62ZM74 222H77L76 220ZM93 222V221H92ZM128 222V221H127ZM152 222V221H151ZM175 222V221H174ZM177 222V221H176ZM65 223V222H64ZM56 224V223H55ZM62 224V223H61ZM76 224V223H74ZM63 225V224H62ZM68 225V224H67ZM66 225V226H67ZM72 225V224H71ZM98 225L96 224V222L94 221L93 223L91 224H86L84 226V229L79 233V241L78 243L76 244L77 245V250L78 252L77 253H72L71 251H68L67 249H63L62 252H59V248H61V245L57 244V243H53L51 241V235L53 233V230H51L52 232L47 235V242H46V250L43 252L39 251V249L35 248L34 250V254L36 256V260L32 263V264H41L43 262H46L47 264H51V257H53V255L55 254V256H64V260L61 261L59 259H57L55 261L54 264H89L88 260L84 257L85 254V250L87 249V246L90 244V241L92 240H97L100 238V235L98 233H94L93 230L95 228V226ZM101 225V224H100ZM55 226V225H54ZM53 226V227H54ZM79 225L77 224V227ZM60 227V226H59ZM65 227V226H64ZM68 227V226H67ZM76 227V226H75ZM76 227V228H77ZM151 227V226H150ZM149 227V228H150ZM156 227V226H155ZM63 228V227H62ZM97 228V227H96ZM106 228V227H104ZM103 228V229H104ZM108 228V227H107ZM53 229V228H52ZM55 229V228H54ZM59 230V229H58ZM74 230V228L72 229ZM107 230V229H106ZM71 231V229H70ZM95 231V230H94ZM58 233V232H57ZM63 233V232H62ZM72 233V232H71ZM26 234V233H25ZM108 234V233H107ZM110 234V232H109ZM60 235V234H59ZM57 236V235H56ZM108 236V235H107ZM53 237V236H52ZM102 239V238H101ZM1 241V240H0ZM94 242V241H93ZM61 244V243H60ZM98 244V243H97ZM37 245V244H36ZM69 248V247H68ZM72 250V249H71ZM33 252V251H32ZM93 252V251H92ZM95 258V257H94Z\"/></svg>", "mask_w": 264, "mask_h": 264}]
</instances>
